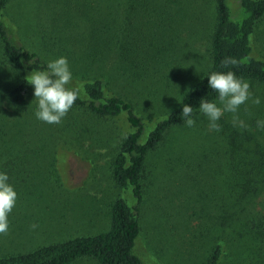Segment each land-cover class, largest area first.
<instances>
[{
	"label": "trees",
	"instance_id": "1",
	"mask_svg": "<svg viewBox=\"0 0 264 264\" xmlns=\"http://www.w3.org/2000/svg\"><path fill=\"white\" fill-rule=\"evenodd\" d=\"M111 1L106 5L104 0H66L67 10L70 4L77 5L79 23L70 30L61 25L35 29L42 36V48L51 55L50 60L67 58L73 78L69 87L79 92V98L58 125L36 118L34 88L25 79L32 71L44 70L47 60L15 44L0 19V168L7 170L8 182L17 194L29 192L24 180H11L18 175L11 171L25 172L32 167L31 153L39 156L41 151L53 148L56 136L75 132L79 124L101 122L125 113L134 130L120 143L111 175L116 186L132 190L136 202L130 205L123 197L116 199L111 206V225L104 232L0 257V264H74L83 258L98 264H143L133 248L141 233L140 205L144 201L149 155L165 143L172 130L186 125L182 117L185 104L193 107L194 119L200 114L202 99L218 100V93L208 86L212 72L232 71L245 82L264 85V39H257L263 43L261 50L255 46V35L264 22V0H238L239 19L233 17L228 0H211L213 21L202 36L196 28L202 10L192 11L197 0ZM8 2L0 0V14ZM54 17L53 23H59L58 16ZM186 17L194 24L190 39L183 44ZM201 41L207 44V54L199 80L183 81L180 105L165 117L159 116L146 136L143 116L131 101L112 89L111 83L165 78L173 84L174 79L183 80L191 69L184 71L183 66H174L175 61L188 56H180L181 47L195 48ZM226 57L235 58L236 65L225 67ZM243 105L246 106L239 108L238 116L247 128L234 127L233 114L225 113L218 122L219 137H213L211 145L199 147L193 162L186 156H177V164L184 171V177L179 179L186 181L194 164L209 169L207 178L212 182L207 194L219 199L222 196L223 201V214L217 216L222 230L219 234L225 236L228 228H241L235 243L246 245L243 240L248 237L247 245L252 246L245 261L264 264V211L255 208L256 201L264 199V130L258 129L256 123L264 120V110L256 111L249 101ZM210 169L216 170L214 175ZM219 239L204 264L222 263L227 238L223 242Z\"/></svg>",
	"mask_w": 264,
	"mask_h": 264
},
{
	"label": "rangeland",
	"instance_id": "2",
	"mask_svg": "<svg viewBox=\"0 0 264 264\" xmlns=\"http://www.w3.org/2000/svg\"><path fill=\"white\" fill-rule=\"evenodd\" d=\"M65 1L9 0L0 19L15 44L38 52L49 62L51 55H47L42 48V36L35 29L61 25L70 30L75 23H79L77 5L70 4L71 8L67 10ZM111 2L104 0L106 5ZM196 3L192 11L198 13L202 10V18L196 23L202 36L213 21L210 8L213 5L211 0H197ZM228 4L233 17L239 19V1L228 0ZM55 15L59 23H53ZM193 24L190 18H185L183 44L190 39ZM258 36L264 39V22L255 35V46L261 50L263 43L257 40ZM206 51L205 41L199 42L195 48L182 46L180 56H188L175 61L174 66H183L184 71L191 69V72L183 80L174 79L173 84L165 78L134 84L120 80L111 83L112 89L131 101L136 112L143 116L148 130L146 136L159 116L164 114L165 117L180 105L183 81L192 83L199 80L206 63ZM248 83L253 94L264 100V85ZM216 103L219 106L218 100ZM249 105L256 106V111L264 110V102L254 105L249 100ZM243 106L246 105L240 108ZM194 119V127L185 125L172 130L165 143L148 157L147 178L143 182L144 201L140 205L141 233L133 252L143 264H204L219 236L221 242L227 238L226 255L221 264H249L245 261L252 253V246L247 245L248 237L243 240L246 245L235 243L238 230L242 229L228 228L227 235L219 234L222 230L217 216L223 214V201L222 196L219 199L207 194L212 182L207 178L209 169L194 164V169L189 170L190 179H179L184 177V171L178 167L177 156H186L193 162L194 155L200 152L199 147L211 145L215 141L213 137H219L218 132L208 129V121L201 114ZM131 129L125 113L102 119L101 122L79 124L75 132L60 138L56 136L57 143L53 148L41 151L39 156L31 153L32 167H28L27 171L12 170L18 175H13L11 180H24L29 192L17 194L16 205L8 216V234L0 235V257L104 232L111 225V206L116 199L123 197L130 205L135 204L132 190L116 186L111 175V165L119 145L134 130ZM6 171L0 168V173ZM215 171L210 169V174L214 175ZM31 186L32 193L29 190ZM218 203H221L222 209ZM255 208L264 211L263 198L256 201ZM32 224L38 227L33 230L30 228ZM74 264L98 263L83 258Z\"/></svg>",
	"mask_w": 264,
	"mask_h": 264
},
{
	"label": "clouds",
	"instance_id": "3",
	"mask_svg": "<svg viewBox=\"0 0 264 264\" xmlns=\"http://www.w3.org/2000/svg\"><path fill=\"white\" fill-rule=\"evenodd\" d=\"M236 63L235 58L231 57H226L223 61L225 67L229 64L236 65ZM25 79L34 88V97L38 105L35 116L45 123L60 124L79 98L78 89L69 87L73 78L66 57L49 61L44 70L32 71ZM208 86L218 93L219 101V106L216 102L206 99L200 101L198 110L207 119L208 129L219 132L221 125L218 122L225 113L233 114L234 127L247 128L248 126L238 116L240 106L249 100L254 105L261 103L260 98L250 90V84L238 78L232 71H214L208 76ZM182 117L186 126H195L193 107L185 104L182 109ZM256 123L258 129L264 130V120H258ZM8 181V175L0 173V235L8 234V216L17 201V193ZM37 227L36 224L30 226L33 230Z\"/></svg>",
	"mask_w": 264,
	"mask_h": 264
}]
</instances>
